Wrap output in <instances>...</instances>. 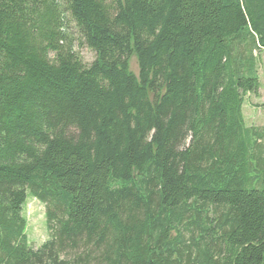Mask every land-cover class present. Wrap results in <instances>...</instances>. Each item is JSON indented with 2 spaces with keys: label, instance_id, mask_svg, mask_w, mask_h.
<instances>
[{
  "label": "trees",
  "instance_id": "1",
  "mask_svg": "<svg viewBox=\"0 0 264 264\" xmlns=\"http://www.w3.org/2000/svg\"><path fill=\"white\" fill-rule=\"evenodd\" d=\"M263 50L264 0H0V264H264Z\"/></svg>",
  "mask_w": 264,
  "mask_h": 264
},
{
  "label": "rangeland",
  "instance_id": "2",
  "mask_svg": "<svg viewBox=\"0 0 264 264\" xmlns=\"http://www.w3.org/2000/svg\"><path fill=\"white\" fill-rule=\"evenodd\" d=\"M81 60L88 64L94 59V52L82 43L75 46ZM130 68L136 73L137 65L134 58L130 59ZM258 95L248 94L244 98L242 113L247 125H264V50L258 55ZM23 215L26 218V236L29 242L38 246L47 235L45 224V206L37 199L28 196L23 206Z\"/></svg>",
  "mask_w": 264,
  "mask_h": 264
}]
</instances>
